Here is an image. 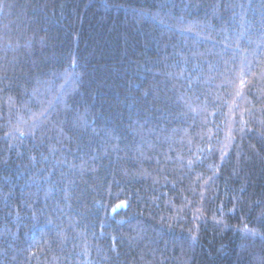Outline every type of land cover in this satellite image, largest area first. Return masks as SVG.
Listing matches in <instances>:
<instances>
[{
  "label": "trees",
  "instance_id": "16d2710c",
  "mask_svg": "<svg viewBox=\"0 0 264 264\" xmlns=\"http://www.w3.org/2000/svg\"><path fill=\"white\" fill-rule=\"evenodd\" d=\"M0 264H264V0H0Z\"/></svg>",
  "mask_w": 264,
  "mask_h": 264
}]
</instances>
